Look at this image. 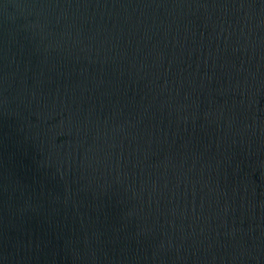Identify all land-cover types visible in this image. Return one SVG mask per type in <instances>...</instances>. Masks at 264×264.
<instances>
[{"label":"water","instance_id":"water-1","mask_svg":"<svg viewBox=\"0 0 264 264\" xmlns=\"http://www.w3.org/2000/svg\"><path fill=\"white\" fill-rule=\"evenodd\" d=\"M0 264H264V0H0Z\"/></svg>","mask_w":264,"mask_h":264}]
</instances>
